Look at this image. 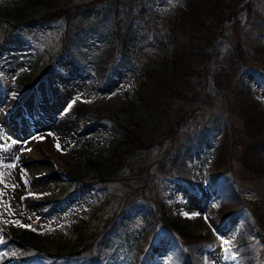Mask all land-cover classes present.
<instances>
[{"label":"rangeland","instance_id":"obj_1","mask_svg":"<svg viewBox=\"0 0 264 264\" xmlns=\"http://www.w3.org/2000/svg\"><path fill=\"white\" fill-rule=\"evenodd\" d=\"M93 1L0 0V264H264V224L255 227L245 206L264 202V152L245 165L247 147L264 145V29L245 33L241 13L222 52L241 40L246 66L217 84L218 59L202 67L187 78L196 95L183 82L160 87L159 109L138 130L144 148L119 160L116 143L140 114L129 104L136 79L110 64L98 83L86 61L62 49L104 50L100 34L115 14L110 2ZM60 7L75 13L28 21ZM97 108L112 116L90 117ZM129 193L150 221L141 211L104 232ZM222 195L246 201L218 216ZM165 216L213 244L183 246ZM94 235L89 249L77 245Z\"/></svg>","mask_w":264,"mask_h":264},{"label":"trees","instance_id":"obj_2","mask_svg":"<svg viewBox=\"0 0 264 264\" xmlns=\"http://www.w3.org/2000/svg\"><path fill=\"white\" fill-rule=\"evenodd\" d=\"M172 1L174 2L170 3L168 0H94L91 4L110 2L112 12L115 14L112 30L108 29L100 34L104 41V50L96 54L95 51L80 47L78 50L76 49L77 52H74L69 43H63V50L76 57L81 63L86 61L98 83L108 79L111 72L110 64L113 66L115 64L117 67L124 66L131 71L133 78L137 81L129 104L138 108L140 114L129 120L126 124L124 137L116 143L114 150L119 160H123L130 152L141 147L144 148L140 144L145 141L140 139L138 130L140 124L144 122V118H151L153 111L159 109L161 96L158 90L160 87L161 92H163V88L166 91L169 87L176 90L178 85L183 82L190 86V91L187 93L191 92L196 95L198 91L191 87L193 83L187 78L190 79L191 76L200 74L202 67H210L211 70L218 59L223 75L219 73L213 75L214 82L217 84L220 79L225 80L224 76L228 77L233 71L235 73L238 68L246 66L247 58L241 40H238L240 43L238 42L235 46L229 47L228 51L222 52L224 48L227 49L225 41L230 30L229 27L240 23L238 17L241 13L245 16L243 26L247 30L245 33H254L256 27L257 30L264 29V4L261 0ZM165 3L169 5V11L164 9ZM70 11L71 9L68 7H60L37 18H29L28 21H47L62 16L69 18L72 12ZM74 13L72 12V15ZM228 23L229 25H227ZM154 57L157 59L149 61ZM105 70L106 74H104ZM177 82L178 84L174 87ZM204 89L206 92L208 91L207 88ZM77 110L83 115L86 114L84 109L78 108ZM107 112L110 111L105 108H97L90 113V117L101 120L104 117L112 116ZM178 122L177 120L172 123L171 127L174 129ZM250 130L255 135L259 131L254 128L252 130L251 127ZM256 140L261 142L263 138L257 137ZM246 151L247 163L245 165L249 168L254 163L260 162L259 155L262 156L264 145L253 144L248 146ZM100 172L101 175L102 171ZM239 203L240 198L225 201L219 212L222 215L234 212ZM247 206L255 223L262 227L264 224V202L253 200ZM142 208L147 210V207L135 202L133 193H129L120 210L106 223L104 232L114 227L120 218L134 217V213L140 215V212H143ZM142 217L144 221L145 219L150 221L151 216L148 212H143ZM162 221L174 229V235L177 234L183 246H201L211 241L210 235L186 233L182 227L177 225L176 221L169 220L167 216L162 217ZM15 237L19 240L22 239L18 235ZM96 239L97 235H94L90 240L79 239L77 245L80 244L84 250L89 249ZM143 246L142 243L139 252H143ZM60 248L62 249L63 246Z\"/></svg>","mask_w":264,"mask_h":264},{"label":"snow or ice","instance_id":"obj_3","mask_svg":"<svg viewBox=\"0 0 264 264\" xmlns=\"http://www.w3.org/2000/svg\"><path fill=\"white\" fill-rule=\"evenodd\" d=\"M57 148L59 149V145H57ZM27 151H31V149H26ZM10 167H14V165H10ZM207 219V218H206Z\"/></svg>","mask_w":264,"mask_h":264},{"label":"bare ground","instance_id":"obj_4","mask_svg":"<svg viewBox=\"0 0 264 264\" xmlns=\"http://www.w3.org/2000/svg\"><path fill=\"white\" fill-rule=\"evenodd\" d=\"M58 132V131H57Z\"/></svg>","mask_w":264,"mask_h":264}]
</instances>
